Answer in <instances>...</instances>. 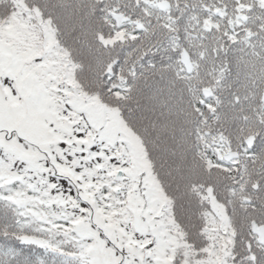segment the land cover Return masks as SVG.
<instances>
[{
    "label": "trees",
    "instance_id": "16d2710c",
    "mask_svg": "<svg viewBox=\"0 0 264 264\" xmlns=\"http://www.w3.org/2000/svg\"><path fill=\"white\" fill-rule=\"evenodd\" d=\"M170 1L168 11L160 10L157 0L40 3L47 5L45 15L52 18L67 60L76 65L73 78L100 102L117 107L138 137L192 257H214L225 250L230 264H242L249 245L264 254L250 226L251 219L264 221L263 204L259 208L264 202V126L259 115L264 0ZM236 10L247 12L245 28L224 34L218 27L222 16ZM112 12L129 18L117 25ZM182 47L195 58L204 49L193 72L181 65ZM214 49L227 66L212 62ZM110 82L121 85L119 105L104 91ZM206 85L213 90L210 96L202 92ZM248 131L257 137L251 148L243 143ZM226 148L238 150L239 156L224 159L220 149ZM210 196L221 210L212 206Z\"/></svg>",
    "mask_w": 264,
    "mask_h": 264
},
{
    "label": "snow or ice",
    "instance_id": "6c2138e0",
    "mask_svg": "<svg viewBox=\"0 0 264 264\" xmlns=\"http://www.w3.org/2000/svg\"><path fill=\"white\" fill-rule=\"evenodd\" d=\"M46 7L0 0V264H178L150 169L119 109L73 78Z\"/></svg>",
    "mask_w": 264,
    "mask_h": 264
},
{
    "label": "rangeland",
    "instance_id": "374dc122",
    "mask_svg": "<svg viewBox=\"0 0 264 264\" xmlns=\"http://www.w3.org/2000/svg\"><path fill=\"white\" fill-rule=\"evenodd\" d=\"M64 52L66 53L65 50H64ZM106 107H109V106L106 105ZM260 117H261V125L264 126V117H262L261 115H260ZM116 118L120 122L121 127H127L125 125V123L123 122V120L121 119L119 112H118V114H116ZM128 130H129V139L131 140L133 147L137 151V153L141 159L142 165H147L148 168L150 169L149 164H148V160L145 158V154H144L143 148L140 144V141L138 140V137L129 128H128ZM248 132H250V131H248ZM260 164H261L260 172H261V174H264L263 159L260 160ZM150 172H151V170H150ZM149 184L152 188V191L154 193L155 198L162 203V207L165 209L166 223L168 224V227L171 229L173 235L177 238L174 241L173 247L175 248V254L177 257L178 264H179V261L183 260L185 257L192 258V259L197 260V261H202L203 264H230V261L228 260V257H227V252L225 250H222L223 251L222 255L215 254L214 257H211L210 254H207L204 258L196 259L195 257H192V255H191L192 250L187 246V243L183 238L182 231L178 229L176 223L173 221V217L170 213V208L168 205V200L160 191L159 186L157 185V183H156V181L152 175V172H151V175L149 177ZM260 195H261V193L259 192L258 198L260 197ZM263 195H264V193H263ZM210 199L212 202V206L214 208H218L219 210H221V205L218 202L214 201L211 196H210ZM261 200H263V199H261ZM262 204H263V209H264V202L263 201L260 203V206H259L261 211H262Z\"/></svg>",
    "mask_w": 264,
    "mask_h": 264
},
{
    "label": "water",
    "instance_id": "95a60500",
    "mask_svg": "<svg viewBox=\"0 0 264 264\" xmlns=\"http://www.w3.org/2000/svg\"><path fill=\"white\" fill-rule=\"evenodd\" d=\"M158 5H160L163 8V7L168 6L169 2L167 0H160L158 2ZM113 15L118 21H120V19L125 18V17L122 16L121 13H114ZM181 58H182V61L186 64L188 71L191 70V63L189 61V57H188L187 53L184 50L181 53ZM204 91L205 92L209 91V89H204ZM262 98H264V92L262 94ZM253 138H254L253 135H249L245 139L246 143L250 145L253 142ZM237 155H238L237 151L228 150L224 154V157L226 159H229V158H231L233 156H237ZM251 229L257 235V241L258 242L261 243V241H264V223L258 224L256 221L252 220L251 221Z\"/></svg>",
    "mask_w": 264,
    "mask_h": 264
},
{
    "label": "flooded vegetation",
    "instance_id": "af4514ba",
    "mask_svg": "<svg viewBox=\"0 0 264 264\" xmlns=\"http://www.w3.org/2000/svg\"><path fill=\"white\" fill-rule=\"evenodd\" d=\"M220 19V18H219ZM237 20H240V17L237 15V14H234L232 17H230L228 20H226V23H225V26H226V28L227 29H229V28H231L233 31L235 30V28H240V26H241V24L240 25H237ZM230 22H232L233 23V28L231 27V25H230ZM231 31V30H230ZM224 32H226V30L224 29ZM231 33V32H230ZM229 33V34H230ZM219 40L220 41H222L221 40V38H219ZM223 50L225 51L226 50V48L224 47L223 48ZM203 51H204V49H201V52H200V54L198 55V58H195V57H192L191 56V53H190V56H191V61L193 62L192 63V70L194 69V65L196 64H198L201 60H202V58H203ZM228 51V48H227V50H226V52ZM214 58L215 59H218L217 58V51L214 49ZM216 64H219V63H216ZM181 65L184 67V65L181 63ZM184 69H185V67H184ZM212 70H213V68H212ZM215 73H216V75L218 76V74H220V72H218V70H216L215 71ZM218 79H216V81H217ZM262 90H261V92H260V96H261V93H262V91H263V89H264V85L262 86V88H261ZM259 110H260V115L262 116V117H264V101H262L261 100V97H260V103H259ZM263 130H264V128H263Z\"/></svg>",
    "mask_w": 264,
    "mask_h": 264
}]
</instances>
